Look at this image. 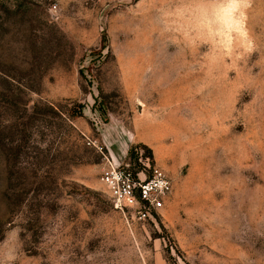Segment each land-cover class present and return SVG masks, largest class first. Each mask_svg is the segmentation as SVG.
Wrapping results in <instances>:
<instances>
[{
	"label": "rangeland",
	"instance_id": "1",
	"mask_svg": "<svg viewBox=\"0 0 264 264\" xmlns=\"http://www.w3.org/2000/svg\"><path fill=\"white\" fill-rule=\"evenodd\" d=\"M0 264H264V0H0Z\"/></svg>",
	"mask_w": 264,
	"mask_h": 264
},
{
	"label": "built area",
	"instance_id": "2",
	"mask_svg": "<svg viewBox=\"0 0 264 264\" xmlns=\"http://www.w3.org/2000/svg\"><path fill=\"white\" fill-rule=\"evenodd\" d=\"M143 163L141 168L132 170L129 163L109 162L100 178L116 207L133 209L145 216L164 206L173 183L157 163Z\"/></svg>",
	"mask_w": 264,
	"mask_h": 264
}]
</instances>
